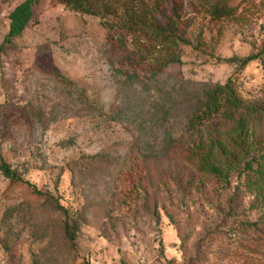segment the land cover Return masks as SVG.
<instances>
[{"label":"rangeland","instance_id":"obj_1","mask_svg":"<svg viewBox=\"0 0 264 264\" xmlns=\"http://www.w3.org/2000/svg\"><path fill=\"white\" fill-rule=\"evenodd\" d=\"M20 1L0 0V156L29 184L0 170V264H264L244 177L185 158L213 86L232 76L264 104V0H111L105 16L38 0L6 42ZM127 9L163 36L122 27Z\"/></svg>","mask_w":264,"mask_h":264},{"label":"trees","instance_id":"obj_2","mask_svg":"<svg viewBox=\"0 0 264 264\" xmlns=\"http://www.w3.org/2000/svg\"><path fill=\"white\" fill-rule=\"evenodd\" d=\"M38 0H21L9 13V29L6 42L22 34L33 15V5ZM66 6L86 13L106 15L112 8L111 0H62ZM232 4L222 2L217 11L230 13ZM122 27L131 29L149 28L158 36L163 29L147 24L144 14L130 10L120 15L112 13ZM261 54V53H260ZM254 54L243 59H235L240 65L246 63ZM233 59V58H232ZM264 115V104L247 101L237 89V83L228 76L208 90L204 99L192 111L186 132L191 140L185 149V158L199 171L215 176L218 181L226 182L232 172L244 177L245 187L254 195V201L264 214V139L256 135V120ZM213 120L225 124L228 128L219 134L206 132L207 124ZM0 170L13 181H25L0 156ZM29 184V183H28ZM37 192L40 190L35 189ZM245 229L254 228L264 233V221L244 222ZM255 247L260 242L252 241Z\"/></svg>","mask_w":264,"mask_h":264}]
</instances>
